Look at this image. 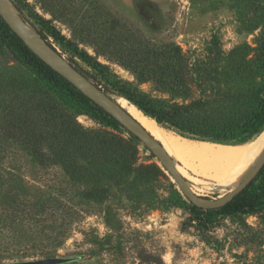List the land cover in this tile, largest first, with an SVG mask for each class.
Listing matches in <instances>:
<instances>
[{
    "label": "rangeland",
    "instance_id": "rangeland-1",
    "mask_svg": "<svg viewBox=\"0 0 264 264\" xmlns=\"http://www.w3.org/2000/svg\"><path fill=\"white\" fill-rule=\"evenodd\" d=\"M1 1L114 100L124 98L175 136L243 144L264 129L225 142L183 135L127 97L187 102L204 85L177 90L173 74L195 78L205 68L218 71L214 87L241 91L259 113L264 0H13L20 12ZM135 137L33 59L0 16V261L264 264V164L228 207L199 210L157 149ZM171 157L200 200L235 186Z\"/></svg>",
    "mask_w": 264,
    "mask_h": 264
},
{
    "label": "trees",
    "instance_id": "trees-1",
    "mask_svg": "<svg viewBox=\"0 0 264 264\" xmlns=\"http://www.w3.org/2000/svg\"><path fill=\"white\" fill-rule=\"evenodd\" d=\"M9 1L13 2L14 6L18 9L13 0ZM18 12H20L19 9ZM36 30L42 37H45L41 29ZM13 34L33 59L42 64L53 74L60 76L38 58L14 32ZM229 58L231 60V57ZM217 72L218 71L213 69L208 71L203 68L197 73L196 77L193 78L192 75L185 70L176 71L175 74H173L172 82L177 90H180V88L185 89L190 83H193L194 80H198L200 84L204 85V89H201L200 95L187 102L171 101L164 105H157L144 97L138 99L132 95H127V97L144 113L152 116L158 123L180 134L192 135L201 139H209L217 142L246 140L252 134L257 133L264 124V104L261 105L259 113L255 112V110L250 111L247 108V104L242 101L241 91L233 89L232 86L227 88L214 87L212 85V80L217 77ZM60 78L68 82L62 76H60ZM92 81L100 86L98 82ZM68 83L72 85L70 82ZM200 84L198 86H200ZM74 88L77 90L78 95L89 99L76 87ZM102 89L106 91L105 88ZM112 90L116 91L115 89ZM95 105L101 109L97 104ZM242 105H245L246 108L244 106L242 107ZM235 197L236 195L233 199L219 208L205 209L198 206L197 208L199 210L208 211L226 208Z\"/></svg>",
    "mask_w": 264,
    "mask_h": 264
},
{
    "label": "water",
    "instance_id": "water-1",
    "mask_svg": "<svg viewBox=\"0 0 264 264\" xmlns=\"http://www.w3.org/2000/svg\"><path fill=\"white\" fill-rule=\"evenodd\" d=\"M9 2V0H7ZM14 9V8H13ZM0 16L9 28L23 41V43L45 64L65 78L92 102L101 107L117 121L126 125L139 139L148 142L157 149L159 161L171 178L177 183L180 191L194 205L213 209L219 208L237 195L258 173L264 164V152L258 158L249 173L227 193L210 201H203L190 193L184 176L176 167V163L164 146L155 139L126 109L115 101L100 86L91 81L86 74L80 71L71 62L66 60L44 37L35 31L24 28L20 18L12 13L0 0ZM73 257H44L32 260L0 261V264H62L73 260Z\"/></svg>",
    "mask_w": 264,
    "mask_h": 264
},
{
    "label": "bare ground",
    "instance_id": "bare-ground-1",
    "mask_svg": "<svg viewBox=\"0 0 264 264\" xmlns=\"http://www.w3.org/2000/svg\"><path fill=\"white\" fill-rule=\"evenodd\" d=\"M23 26L31 31L28 26L24 24ZM115 100L155 139L160 140L170 155L181 158L183 163L190 166L196 173L206 174L208 171H213L218 175L221 183L237 185L264 152V129L251 141L243 144L193 141L164 130L152 118L138 112L124 98L116 96ZM194 162H198L200 169L192 165ZM176 167L181 171L179 165Z\"/></svg>",
    "mask_w": 264,
    "mask_h": 264
}]
</instances>
